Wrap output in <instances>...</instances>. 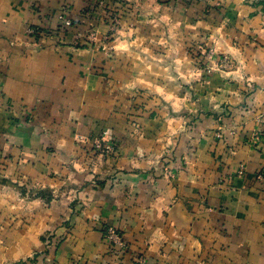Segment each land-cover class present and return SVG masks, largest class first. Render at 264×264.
Listing matches in <instances>:
<instances>
[{
    "label": "crops",
    "instance_id": "0c3cea01",
    "mask_svg": "<svg viewBox=\"0 0 264 264\" xmlns=\"http://www.w3.org/2000/svg\"><path fill=\"white\" fill-rule=\"evenodd\" d=\"M166 1L135 0L112 40L99 22L97 43L82 47L77 32L86 31L87 19L80 12L91 0H0V151L12 173L59 189L65 160L80 178L77 187L117 172V183L79 193L76 213L65 198L26 200L0 186V264L43 250L41 235L64 219L72 228L48 254L51 264H113L104 221L129 243L123 264H264V0H206L214 8L206 19ZM61 12L71 27L62 26ZM200 42H216L239 66L229 72L236 82L225 86L238 128L228 150L212 147L219 106H186L180 114L183 106H175L186 102L165 64L170 53L185 61L186 46ZM248 90L253 104L238 106ZM140 95L142 106L135 103ZM161 99L174 106H159ZM190 113L200 132L181 153L189 164L166 179L153 160L167 144L161 139L179 150ZM101 128L116 139L118 155L86 168L73 133ZM254 129L261 130L256 147ZM142 146L151 152L141 153ZM241 166L245 177L236 175Z\"/></svg>",
    "mask_w": 264,
    "mask_h": 264
},
{
    "label": "rangeland",
    "instance_id": "374dc122",
    "mask_svg": "<svg viewBox=\"0 0 264 264\" xmlns=\"http://www.w3.org/2000/svg\"><path fill=\"white\" fill-rule=\"evenodd\" d=\"M135 0H91L89 3V10L84 12L83 15L87 19V14L90 10L98 12L99 16L96 18L87 19V29L79 33L78 38L83 42V46H94L97 43V30L95 27L99 22H105L108 26L107 33L105 34L106 39L112 40L122 26L123 17L130 13ZM166 1V0H165ZM180 4L185 5L187 8H194L196 18L206 19L207 16L213 11V7L206 2V0H175ZM168 2V0L166 1ZM216 9V6H214ZM73 24V23H72ZM63 26V25H62ZM72 26V25H71ZM70 26V27H71ZM66 27V26H63ZM92 35V39L90 36ZM109 36V37H108ZM107 49V48H106ZM185 61L179 59L174 53L169 54V62L165 64V67L169 71V75H172L173 81L177 84L180 92V98L184 99L186 104H175V106H183V109L179 110L178 113L189 111V107L186 106H219L214 112L213 120L216 123L213 133V151H219L221 149H230V141L237 134V129L233 127V115L232 109L228 104L227 97L229 96L228 89L225 87L228 84H234L236 80L229 75L234 68L238 65L235 64L234 58L230 52L226 49L219 47L216 42L212 43H192L186 46ZM183 56V57H184ZM239 67V66H237ZM236 67V68H237ZM238 84L243 88L245 80L241 77L237 78ZM249 91V90H248ZM140 98L136 100L139 106L145 102V96L140 95ZM247 101L245 104L238 106H251L252 103V92H248ZM134 100V101H135ZM173 102V101H172ZM159 106H174L170 102L161 99ZM264 106V105H263ZM193 109V108H191ZM188 110V111H187ZM198 113V112H197ZM197 113L187 114L186 118H189L188 123L185 126V130L178 136V140H181V147L176 152L175 149L170 150L173 144L167 139L163 140V144L166 142L165 147L161 150L160 154L155 155L154 164L158 166L160 176L166 179H172L175 177L178 170L187 167L189 160L182 157L181 153L191 151L190 146L187 144L191 139L200 132L197 130V126L194 123L197 119ZM264 116L259 120H263ZM263 122V121H261ZM133 128L137 130V133L142 135L141 128L136 127L137 122L133 120ZM207 130V128H202ZM134 132V131H133ZM261 138V130L254 129L252 136L249 138L250 143L256 147L258 141ZM176 139V137L174 138ZM177 140V139H176ZM248 140V139H247ZM74 146L83 156V163L85 167L94 164L98 158L104 159H116L118 155V146L116 139L110 134L107 128H101L97 133H88L78 131L75 129L73 133ZM224 146L220 148V146ZM230 147V148H229ZM166 148V149H165ZM50 149V147H49ZM165 149V150H164ZM141 153L151 152V149L147 146L140 148ZM10 157L3 154L0 151V186H6L10 188L19 198L28 199H40L45 203H49L52 199L65 198L69 201V208L73 213L81 210L83 207V201L79 196V193H84L87 187H102L105 183L114 184L117 183V172L114 169L106 174L99 176H92L91 180L87 183V179L81 181L84 182L82 185L77 187L80 183L79 177H75L70 174L71 166L65 160L62 162L63 166L66 167L67 171L58 175L60 181L59 189L51 188L49 186H42L36 178L21 177L19 174L12 173L10 170ZM172 164V165H171ZM245 171L241 166L236 175L237 177H245ZM262 176L260 172L257 176ZM72 228L70 219H64L54 229H49L41 235L43 242V250L35 252L31 257L25 258L19 261V264H51L53 263L47 256L50 253L55 252L60 246L64 239V236ZM100 232L102 238L108 246L110 251V257L113 264H123L121 256H123L129 250V243L125 239L123 231L114 223L102 222ZM41 257V260H40ZM40 260V261H39ZM137 260L142 262L143 256H138ZM136 260V261H137ZM135 261V262H136Z\"/></svg>",
    "mask_w": 264,
    "mask_h": 264
},
{
    "label": "built area",
    "instance_id": "2783aa9c",
    "mask_svg": "<svg viewBox=\"0 0 264 264\" xmlns=\"http://www.w3.org/2000/svg\"><path fill=\"white\" fill-rule=\"evenodd\" d=\"M59 18L63 26L69 27L72 25V20L65 14V12H61ZM28 32L33 37L41 35V31H39L37 28H29ZM90 38L92 39V35L90 36Z\"/></svg>",
    "mask_w": 264,
    "mask_h": 264
},
{
    "label": "trees",
    "instance_id": "16d2710c",
    "mask_svg": "<svg viewBox=\"0 0 264 264\" xmlns=\"http://www.w3.org/2000/svg\"><path fill=\"white\" fill-rule=\"evenodd\" d=\"M194 1V0H193ZM86 9H87V11L89 10V5H87V7L85 8V9H83L81 12H80V14L83 16V15H85L84 14V12L86 11ZM91 12H89L88 14H87V19H89V18H96L97 16H99V14H98V12H96L95 10H90ZM49 33V32H48ZM51 33V32H50Z\"/></svg>",
    "mask_w": 264,
    "mask_h": 264
}]
</instances>
